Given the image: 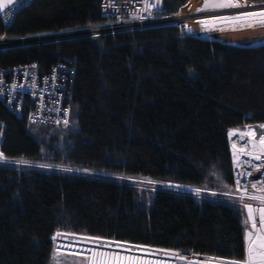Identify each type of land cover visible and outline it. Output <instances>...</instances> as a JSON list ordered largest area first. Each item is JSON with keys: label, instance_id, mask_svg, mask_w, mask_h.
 Instances as JSON below:
<instances>
[{"label": "trees", "instance_id": "trees-1", "mask_svg": "<svg viewBox=\"0 0 264 264\" xmlns=\"http://www.w3.org/2000/svg\"><path fill=\"white\" fill-rule=\"evenodd\" d=\"M100 1L29 0L0 13V40L110 20ZM197 1L162 0L161 14L199 12ZM244 1L238 7L264 3ZM246 11L255 10L236 13ZM242 14L0 47V70L37 60L46 71L72 59L70 115L77 109L74 125L70 117L66 126L42 125L0 101L3 157L49 166L0 164V264H47L58 230L246 259L248 213L219 198L234 190L229 130L264 123V24ZM152 181L209 196L152 188Z\"/></svg>", "mask_w": 264, "mask_h": 264}, {"label": "built area", "instance_id": "built-area-1", "mask_svg": "<svg viewBox=\"0 0 264 264\" xmlns=\"http://www.w3.org/2000/svg\"><path fill=\"white\" fill-rule=\"evenodd\" d=\"M28 1L19 0L12 9ZM100 7L104 16L110 19L103 25H121L117 30L145 28L161 24L159 20L173 16L161 14L162 0H101ZM73 74L74 65L70 58L58 59L46 71L42 70L37 60L1 69L0 101L16 117L24 115L29 123L66 126L65 120L68 122L70 117ZM246 126L235 127L228 132L229 148L233 155L234 190L227 196L219 198L244 206L251 205L253 209L251 222L253 223L254 220L256 224L254 233L264 236L258 211L259 208H264V200L261 199L264 198V144L261 143L260 138L250 133ZM4 127L5 123L0 120V146ZM0 157H3L1 152ZM187 193L196 197L209 196L194 189H189ZM52 242L57 247L71 251L117 254L140 259L147 264H228V262L240 264L245 261V259H228L193 251L95 238L60 230L52 235ZM253 264H261V259H253Z\"/></svg>", "mask_w": 264, "mask_h": 264}, {"label": "rangeland", "instance_id": "rangeland-1", "mask_svg": "<svg viewBox=\"0 0 264 264\" xmlns=\"http://www.w3.org/2000/svg\"><path fill=\"white\" fill-rule=\"evenodd\" d=\"M239 1H240V3H235V4L245 5L246 3H248V2H246L244 0H239ZM205 2H206V0H199V1H197L196 2V5L198 7L197 9L201 8L205 4ZM207 3L209 5V7L205 8V9L218 10L217 12L223 10L224 11L223 12L224 13L223 15L236 16V15H239L241 13H252V12H254V13H261V12H264V10H255V11H252V12L246 11V12L236 13L238 11L251 10V7H250V5L244 6L246 8H242V7H234V8H231V7L230 8L229 7H215V5H217L216 0H207ZM255 4H261V3H255ZM214 8H222V10L214 9ZM225 8H227V9H225ZM197 9L194 10V11H197ZM263 9H264V7H263ZM225 10H227L228 13ZM207 11H210V10L199 11V12L201 14H203V13H205ZM188 12H191V11L178 12L176 14L188 13ZM176 14H172V15H176ZM219 16H222V15H214V16L212 15V16H209V17L208 16H205V17H202V18L203 19H211V18H216V17H219ZM192 17H194V16H192ZM197 18H199V17H197ZM159 21H162V20H159ZM166 21L167 22H160V23H168V22H171L169 20H166ZM182 22H184V21H182ZM182 22H179V24L182 23ZM105 23H107V22H102V23L94 24L91 27H86V28H79V29H73V30H67V31H59V32L45 33V34L33 35V36H25V37H21V38L4 37L6 39L0 41V47H6L7 45L15 44V43H9L7 45L1 44V43H3V41H9L10 39H14V38H16L14 41H17V42H18V40H24V39H28V38L30 39V38H33L34 36H40V37L47 36V37H49L48 39H57V38H62V37H68L71 34H76L77 35L79 33L90 32V31H86L85 30L87 28H90L91 29V28H94L95 27V29H103L104 28L103 27V24H105ZM244 26H246V25H244ZM235 27H238V26H235ZM72 31H77V32H73L71 34L70 33H66V32H72ZM108 32H110V31H108ZM55 34H59V35H55ZM50 35H51V37H50ZM98 35H100V34H98ZM98 35H94V36H91V37H95V36H98ZM30 43H38V42L37 41H32V40L29 41V42H21V43L18 42V44H30ZM76 116H77V109L73 107L72 110H71V115H70V122H71L72 125H74L76 123ZM0 163H2V165H8V166H13V167L22 168V169L32 167V165H34L35 167H38V168L49 167V166H45L44 164H32V163H28L27 161H23V160H20V159H10V158H7V157H0ZM55 168L56 169H63V170H66V171H70V172L75 173V174H86L87 172L90 173L86 169H79V168H75V167H64L63 168V166L62 167L55 166ZM102 175L103 176H106V177H112V178H115V179H127V178H130L129 176H125V175H115V174H107V173H104ZM137 185L138 186H141V187L142 186L145 187L144 184H137ZM149 185H150L149 187H152V188H163V189H169V190L181 191V192H187L189 189H194L196 191L199 190V191H197L198 193H206V194L208 193L206 191H203L201 188H194V187H191V186L182 185V184H178V183H173V182H169V181H152ZM245 209H246V211L248 213V210H247L246 207H245ZM248 217H249V213H248ZM96 253H104V252L97 251ZM105 254L112 256V258H116L117 257V259L119 258L123 262H128V259H129V261L132 260L131 258H128L126 256H122V255L111 254V253H105ZM108 257L105 256V259L103 258V256L93 257V252L71 251V250L63 249L61 247H57V246L54 245V247H53V249H52V251H51V253L49 255L47 264H90V262H92V261H94V264H100V261L101 260H103V261L106 262V260H107ZM253 258H257V257H254L253 256ZM259 258H261V256ZM112 261L111 260H108L107 264H112L111 263ZM133 262L138 263V259L133 260L131 263H133Z\"/></svg>", "mask_w": 264, "mask_h": 264}, {"label": "snow or ice", "instance_id": "snow-or-ice-1", "mask_svg": "<svg viewBox=\"0 0 264 264\" xmlns=\"http://www.w3.org/2000/svg\"><path fill=\"white\" fill-rule=\"evenodd\" d=\"M7 2L11 3L12 0H7ZM238 6L239 5L233 3L232 0H229L228 3H222V4L215 5V7H238ZM207 7H209V5H208L207 0H206L205 4L201 8L197 9V11H202V10H204ZM242 15H244L246 17L259 16V17H261V19L258 22L261 23V24H264V12H261V13H244ZM219 19H222V20H228V19L239 20L240 16H236V17H220ZM247 26L248 27H252L253 25L251 23H249ZM65 123L67 124V120H65ZM262 127H264V126H262ZM260 141H261L262 144H264V135H262L260 137ZM237 184H239V181H237ZM254 187H255V185H254ZM197 191H199V190H197ZM250 198L255 199V197H250ZM261 199L264 200V198H261ZM245 207L248 210L249 219L252 220L253 219V217H252V213H253L252 206L251 205H245ZM258 211L260 213V226H261V228H264V208H260V209H258ZM252 227H253V229L256 228V224H255L254 220H253V223H252ZM58 235H59V233H58ZM246 237H247V239L249 241V247H248V250H247V256H246L245 261L240 262V264H253V257H252L253 249H252V246H251L252 245V239H251L252 233L251 232L247 233ZM53 239H55V237H53ZM259 239L261 241L259 247L261 249H264V236L259 237ZM104 255H105L104 253L93 252V257L104 256ZM260 256H261V264H264V251H262L260 253ZM90 264H94V261L90 262ZM100 264H106V262L101 260ZM228 264H237V262H228Z\"/></svg>", "mask_w": 264, "mask_h": 264}, {"label": "crops", "instance_id": "crops-1", "mask_svg": "<svg viewBox=\"0 0 264 264\" xmlns=\"http://www.w3.org/2000/svg\"><path fill=\"white\" fill-rule=\"evenodd\" d=\"M19 0H12V2L11 3H8L7 2V0H0V13L1 14H3V13H5V12H7L8 11V9L9 8H12L13 6H14V4L15 3H17ZM248 126V131L250 132V133H252L255 137H258V138H260L262 135H264V127H262V126H264V123H259V124H248L247 125ZM246 126V127H247ZM245 127V126H244ZM243 127V128H244ZM238 136V135H237ZM252 220H250L249 219V227L246 229V231H245V243H246V250H248V247H249V241H248V239H247V237H246V234L247 233H249V232H251L252 233V237H251V239H252V249H253V251H252V255L254 256V257H257V258H253V259H261V258H259L260 257V253L262 252V251H264V249H261L260 247H259V245H260V243H261V241H260V239H259V237H261L262 235L260 234V233H257V234H255L254 233V230H253V227H252V222H251ZM97 252V251H96ZM105 254V253H104ZM91 255V254H90ZM105 256H109L108 258H107V260H106V264H107V262H108V260H113L111 263L112 264H147L146 262H144V261H142V260H140V259H138V263H135V262H133V263H131L133 260H135L136 258H131V257H128V258H131L132 260H130L129 261V259H128V262H123L121 259H117V257L116 258H112V256H110V255H107V254H105L104 256H103V258L105 259ZM246 256H247V253H246ZM252 256V257H253ZM110 262V261H109ZM119 262V263H118ZM180 264H182V263H180Z\"/></svg>", "mask_w": 264, "mask_h": 264}, {"label": "bare ground", "instance_id": "bare-ground-1", "mask_svg": "<svg viewBox=\"0 0 264 264\" xmlns=\"http://www.w3.org/2000/svg\"><path fill=\"white\" fill-rule=\"evenodd\" d=\"M250 7H251V10H256V9H263V7H264V3H261V4H255V5H250ZM262 7V8H261ZM242 8H246V7H242ZM225 9H227V8H225ZM219 10H222V9H219ZM218 10H210V11H207V12H205V13H203V14H201L200 12H195L194 14L193 13H185V14H176V15H173V16H171V17H166L165 19H162V21H159V23L160 22H166V20H169V21H182V20H185V19H190V18H195V17H205V16H214V15H216V14H224L223 12V10L222 11H219V12H217ZM226 12H227V10H225ZM209 12V13H208ZM212 12V13H211ZM208 13V14H207ZM228 13V12H227ZM210 14V15H209ZM197 15V16H196ZM192 16H194V17H192ZM91 27V26H90ZM103 29H95V27L94 28H91V29H85L86 31H90V32H85V33H79V34H77V35H84V34H99V33H102V32H107V31H113V30H115V29H117V28H120L121 27V25H119V24H107V25H103ZM73 32H77V31H72V32H66V33H73ZM79 32V31H78ZM76 34H71V35H69V36H75ZM60 37V36H59ZM44 39H41L40 41H37L38 43H41V42H43V41H45V40H48V38L49 37H47V36H45V37H43ZM46 38V39H45ZM3 40H5V39H3ZM15 39H10L9 41H14ZM1 41V40H0ZM9 41H3V43H5V42H9ZM11 42V43H12ZM10 43V42H9ZM9 43H6V44H4V45H7V44H9ZM15 44H18V43H15ZM2 46V45H1Z\"/></svg>", "mask_w": 264, "mask_h": 264}, {"label": "water", "instance_id": "water-1", "mask_svg": "<svg viewBox=\"0 0 264 264\" xmlns=\"http://www.w3.org/2000/svg\"><path fill=\"white\" fill-rule=\"evenodd\" d=\"M206 10V9H205ZM83 28V27H82ZM84 28H86V27H84ZM76 29H79V28H76ZM115 30H117V29H115ZM114 30V31H115ZM77 36H80V35H77ZM74 37H76V36H74ZM69 38H72V37H69ZM49 41H53V40H49ZM30 44H32V43H30ZM17 45H27V44H11V45H7L6 47H8V46H17Z\"/></svg>", "mask_w": 264, "mask_h": 264}]
</instances>
